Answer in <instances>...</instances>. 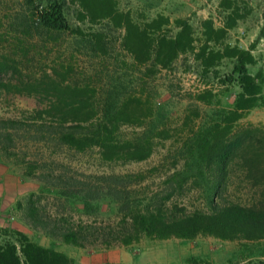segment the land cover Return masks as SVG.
<instances>
[{
    "label": "rangeland",
    "instance_id": "obj_1",
    "mask_svg": "<svg viewBox=\"0 0 264 264\" xmlns=\"http://www.w3.org/2000/svg\"><path fill=\"white\" fill-rule=\"evenodd\" d=\"M50 1L0 0V64L6 65L0 71L5 84L0 89V118L16 119L20 124L19 129L11 131V140L0 139V242L18 244L13 232L21 231L43 246H53L66 253L73 259L72 264H245L264 259L261 256L264 232L250 238L240 234L236 239L211 235L188 239L142 236L130 245L109 247L98 243L68 244L51 234L50 223L54 221L104 225L116 222L119 216L118 203L110 197L102 199L95 212L84 213L75 197L56 193L66 179L87 176L104 194L102 188H106L105 179H109L100 176L118 174L123 176L124 184H134L129 195L136 204H141L145 193L158 190L168 174L181 169L183 143L197 127L211 123L217 110L231 107L240 87L236 82L224 81L232 71L233 59H221L214 67L204 70L195 59L194 51L179 54L167 68L153 67L146 77L144 66L135 63L123 45L124 29L116 27L109 18H97L93 22L88 18L80 20L79 14L87 13L81 0H60L63 15L86 38L94 40L90 35L99 34L98 49L82 40L79 34L48 30L36 23L33 16L36 6ZM115 2L118 10L129 11L140 25L156 15L167 17L169 22L162 28L169 35L177 30L175 19H186L196 45L202 38L201 21L210 18L219 27L230 12L225 6H232L242 18L228 30L223 41L251 48L255 62L248 70L253 75L261 72L264 95V0ZM157 35L151 33L150 38L155 39ZM66 84L83 87L84 97L93 110L101 108L99 104L109 91H114L120 102L132 100L128 102V110H136L133 123L120 125V138L134 137L151 127H155L153 132L165 129V135L153 138V153L147 159L126 163L105 161L95 146L76 150L62 144L57 140L61 128H54L59 126L54 113L57 97ZM205 88L215 94L209 105L194 99ZM40 110L49 112L39 118L37 111ZM236 124L264 126V106L248 110ZM234 174L231 197L241 204H250L257 197L260 182L246 181L238 167ZM139 178H144L142 184ZM186 188L173 200L187 211H207L205 188ZM31 206L49 222V227L34 224L28 215Z\"/></svg>",
    "mask_w": 264,
    "mask_h": 264
},
{
    "label": "trees",
    "instance_id": "obj_2",
    "mask_svg": "<svg viewBox=\"0 0 264 264\" xmlns=\"http://www.w3.org/2000/svg\"><path fill=\"white\" fill-rule=\"evenodd\" d=\"M81 3L87 13H80V20L88 18L93 22L97 18H109L116 27L124 29L123 45L134 62L144 66L146 77L153 67L167 68L179 54L194 51L195 59L204 70L214 67L221 59H233L232 71L224 77V81L236 82L240 91L235 95L231 107L217 110L211 117V123L197 127L181 146V169L168 174L161 188L150 194L145 193L141 204H136L129 195V189L134 184H124L123 176L118 174L100 176L109 179H105L106 188H102L104 194L91 184L87 176L83 179H66L64 185L56 189V193L66 198L75 197L81 202L84 213L95 212L99 202L110 197L118 203L119 216L116 222L104 225L60 224L54 221L50 223L51 234L68 244L85 246L98 243L109 247L127 246L142 236L188 239L197 235H211L236 239L240 234L250 238L264 232V126L236 124L248 110L264 106L263 76L260 71L253 75L248 70V66L255 62L251 48L245 49L223 41L228 30L236 25L242 15L228 5L225 8L230 9V12L221 26L216 27L210 18L202 20V38L196 45V38L186 19H175L177 30L169 35L162 28L169 20L162 15H156L146 24L140 25L133 20L129 11L118 10L115 0H81ZM35 11L34 20L44 28L79 34L94 49L100 47L99 34L90 35L94 40L86 38L80 29L72 28L67 23L60 0L38 5ZM151 33H157V38H150ZM150 61L152 63L148 66ZM5 67V64H0V71ZM4 86L0 76V89ZM84 93L83 87L70 84L60 91L54 113L59 122V128H54H61L57 132L59 142L76 150L95 146L105 161L112 162L142 161L153 153V138L165 135V129L153 132L155 127H151L136 133L134 137H119L120 125L132 122L136 113V110H128V102L132 100L120 102L114 91H109L99 104L101 108L93 110ZM214 96L211 89L205 88L195 94L194 99L209 105L213 103ZM133 99L141 101L136 97ZM67 101L74 104L69 106ZM64 103L66 105L63 107ZM48 112L40 110L37 115L40 118ZM19 125L16 119L0 118V139L11 140V131L19 129ZM36 131L41 133L40 129ZM237 167L244 173L246 181L252 179L260 182L257 197L250 204H241L231 197ZM139 179V184H142L144 178ZM184 187L205 188L207 211H187L173 200L183 194ZM28 215L35 225L49 227V222L41 218L32 206L28 209ZM13 234L18 244L0 242V264L73 263L71 257L53 246H43L21 231H14ZM261 256L264 257V247ZM245 264H264V259L250 260Z\"/></svg>",
    "mask_w": 264,
    "mask_h": 264
}]
</instances>
